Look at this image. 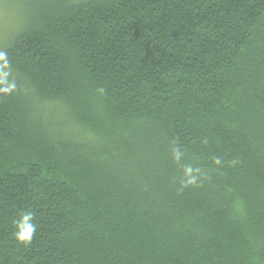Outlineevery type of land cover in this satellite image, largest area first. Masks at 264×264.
<instances>
[{
	"label": "trees",
	"instance_id": "1",
	"mask_svg": "<svg viewBox=\"0 0 264 264\" xmlns=\"http://www.w3.org/2000/svg\"><path fill=\"white\" fill-rule=\"evenodd\" d=\"M27 2L0 49V264H264V0Z\"/></svg>",
	"mask_w": 264,
	"mask_h": 264
},
{
	"label": "rangeland",
	"instance_id": "2",
	"mask_svg": "<svg viewBox=\"0 0 264 264\" xmlns=\"http://www.w3.org/2000/svg\"><path fill=\"white\" fill-rule=\"evenodd\" d=\"M27 0H0V49L23 28L29 16Z\"/></svg>",
	"mask_w": 264,
	"mask_h": 264
},
{
	"label": "clouds",
	"instance_id": "3",
	"mask_svg": "<svg viewBox=\"0 0 264 264\" xmlns=\"http://www.w3.org/2000/svg\"><path fill=\"white\" fill-rule=\"evenodd\" d=\"M5 54L0 53V58H3ZM0 91H10V89H0ZM99 91L103 92V89ZM180 153L177 152L176 156L179 158ZM219 163V161H217ZM191 171V169H189ZM195 178L189 180V183H194ZM15 231L13 232L14 239L24 245L28 246L31 244L35 233L37 232L38 225L35 223L34 214L31 211H24L19 214V219L14 221Z\"/></svg>",
	"mask_w": 264,
	"mask_h": 264
}]
</instances>
